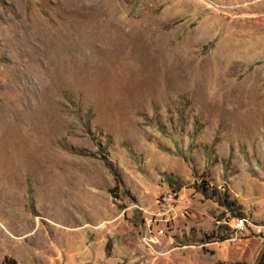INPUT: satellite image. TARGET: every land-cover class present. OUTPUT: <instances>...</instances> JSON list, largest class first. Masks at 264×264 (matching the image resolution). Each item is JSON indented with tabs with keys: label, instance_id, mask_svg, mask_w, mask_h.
Listing matches in <instances>:
<instances>
[{
	"label": "rangeland",
	"instance_id": "rangeland-1",
	"mask_svg": "<svg viewBox=\"0 0 264 264\" xmlns=\"http://www.w3.org/2000/svg\"><path fill=\"white\" fill-rule=\"evenodd\" d=\"M143 141L181 162L159 185L177 194L180 217L154 252L140 243L137 214L114 252H92L93 233L60 238L34 214L38 169L74 180L63 160L80 150L121 183L106 158L124 150L136 165ZM220 194L264 225V0H0V264H239L234 252L261 254L264 232L226 241Z\"/></svg>",
	"mask_w": 264,
	"mask_h": 264
},
{
	"label": "crops",
	"instance_id": "crops-1",
	"mask_svg": "<svg viewBox=\"0 0 264 264\" xmlns=\"http://www.w3.org/2000/svg\"><path fill=\"white\" fill-rule=\"evenodd\" d=\"M133 149L141 157L140 163L136 165L124 150H116L106 158L116 166L121 179L114 192L117 200L113 203L108 192L115 187V181L97 159L71 156L69 160H63V168L74 170V180L63 174V171L57 177L50 175L44 167L38 169L30 181L34 214L41 221L51 220L50 223L54 226L52 229L59 237L61 234L77 230L93 233L89 240L92 242V252H98L103 245L106 247L110 245L111 252H114L112 244L130 231L132 222L127 215L130 217L137 214L140 223L142 221L137 209L130 208L129 204L147 209L148 199L154 202L155 196L162 190L159 186L162 175H175L174 169L181 166L180 160L168 148L166 149L169 152H164L155 145L143 141ZM137 160L139 161V158ZM31 175L29 174L30 177ZM122 192H127L129 197L120 201L119 194ZM54 206L58 207L59 213L53 216V213L49 212H53ZM243 212L246 214L247 210L243 208ZM262 237L264 236L258 239V247L262 248L261 254L258 250L250 254L234 252L232 261H238L239 264H255L260 255L264 256ZM119 243L121 246L119 249L127 248L122 242ZM223 262V259H214L212 264Z\"/></svg>",
	"mask_w": 264,
	"mask_h": 264
},
{
	"label": "built area",
	"instance_id": "built-area-1",
	"mask_svg": "<svg viewBox=\"0 0 264 264\" xmlns=\"http://www.w3.org/2000/svg\"><path fill=\"white\" fill-rule=\"evenodd\" d=\"M178 206V196L172 190L160 192L151 209L139 208L131 203L129 204L130 208L137 209L141 215L140 243L145 249L155 251L159 239L164 238L165 233L173 227L175 218L180 217V213L177 216ZM231 222V233L228 235L227 242H233L244 231L257 235L264 232V225H252L245 218H232Z\"/></svg>",
	"mask_w": 264,
	"mask_h": 264
},
{
	"label": "trees",
	"instance_id": "trees-1",
	"mask_svg": "<svg viewBox=\"0 0 264 264\" xmlns=\"http://www.w3.org/2000/svg\"><path fill=\"white\" fill-rule=\"evenodd\" d=\"M159 150H163V149H160L159 147H157ZM164 152H167L166 150H163ZM76 155H79V156H84L86 154L82 153L80 150H76L74 152ZM104 164L106 165V167L108 168V170L110 172H112L113 174V178H114V181H115V187L110 190L108 193L111 195V194H114V192L116 191L117 189V185L120 184L119 183V180H118V177L117 175L111 170L110 168V165L106 162H104ZM208 189V186L207 184H201L200 187H199V192L204 195L206 193ZM210 193H213V188H210ZM126 195L127 192H125ZM132 201V200H131ZM217 205L221 208H223L229 215H231L232 218H243L244 214H243V211L241 209L240 206L236 205L234 201H230L229 198L225 195V194H220L218 195V198H217ZM225 238H223L221 241H223ZM264 256L263 255H260L256 261L255 264H264ZM3 264H16L13 260H10V259H4L3 260Z\"/></svg>",
	"mask_w": 264,
	"mask_h": 264
}]
</instances>
